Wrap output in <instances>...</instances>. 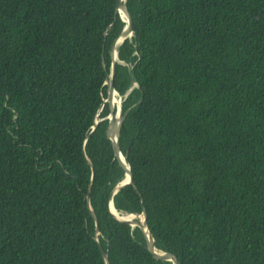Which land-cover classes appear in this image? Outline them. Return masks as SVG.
<instances>
[{
  "label": "trees",
  "instance_id": "16d2710c",
  "mask_svg": "<svg viewBox=\"0 0 264 264\" xmlns=\"http://www.w3.org/2000/svg\"><path fill=\"white\" fill-rule=\"evenodd\" d=\"M117 4L0 0V264H106L101 248L110 264H173L112 199L146 207L180 264H264V0L126 1L114 86L144 202L115 192L125 171L101 111Z\"/></svg>",
  "mask_w": 264,
  "mask_h": 264
},
{
  "label": "water",
  "instance_id": "95a60500",
  "mask_svg": "<svg viewBox=\"0 0 264 264\" xmlns=\"http://www.w3.org/2000/svg\"><path fill=\"white\" fill-rule=\"evenodd\" d=\"M126 1L127 0H118V4H117V11L118 13H120L122 20H124L126 22V27L122 33V35L115 40L113 46H112V50H111V57L113 59V66H112V73H108L107 74V80H106V84L108 86V98H106V100L104 101L103 105H102V109L101 111L104 109L105 104L108 103L109 104V110H110V114L108 116V119L110 121V126L108 129V135L109 138L112 140L113 146H114V150H115V154H116V159L119 162L120 166L124 169L125 171V178L124 180L117 186V188L115 189V192H118L119 190H121L122 188H124L127 185H133L138 193L140 194L143 202H144V196L142 193V190L140 189L138 183L136 182L135 176L132 172L131 166L128 162V160L126 159V157L122 154L121 150H120V139H121V135H122V129H123V122H124V115H123V108H122V102L123 100H121V103L116 105L117 109H114V97L116 96V94H118L120 96V98L122 99L121 94L115 89L114 86V77H115V73H116V62L118 61V50H117V45L122 43L125 39H127L128 37H131L134 33V22H133V18L130 14V12L128 11L127 5H126ZM123 6L126 9V12L128 14V21L125 19L124 15L122 14V12L120 11V7ZM103 66L106 69V56L105 54L103 55ZM132 86H135L134 81H132ZM100 118H97L96 120V124L94 126V129H96L98 123L100 122ZM122 156H124L123 158H125L126 163L129 165L130 169L127 170L120 162V158H122ZM90 165H92L91 161H88ZM93 174H94V170H93ZM130 176V179H129ZM94 178V175H93ZM90 195L88 196V204H89V208L91 211V214L93 215L95 221H96V240L99 241V235H100V223L98 220V217L96 216L91 204H90ZM113 208H115L114 205V201L113 199L110 202V210L111 213L113 214V216L121 221V222H125V223H129L132 226H138V227H142L143 223L146 225V228L148 230V237L149 240L151 242V248L148 247L147 250L149 251L150 255L153 256V250L152 248H154L155 245V239L154 236L152 234L151 228H150V224H149V216H148V211L147 208L144 207L143 208V212L141 215H136L137 216V221H135V216H131L132 219L130 220H121L119 219L113 212ZM116 209V208H115ZM160 250V249H159ZM103 257L105 259V263L106 264H110L109 262V257L108 255L105 253V251L103 250V248H101ZM162 254L168 255L170 258L172 259H168L167 261H171L173 264H180L177 260V258L171 254V253H167L162 251ZM154 257V256H153Z\"/></svg>",
  "mask_w": 264,
  "mask_h": 264
},
{
  "label": "bare ground",
  "instance_id": "6f19581e",
  "mask_svg": "<svg viewBox=\"0 0 264 264\" xmlns=\"http://www.w3.org/2000/svg\"><path fill=\"white\" fill-rule=\"evenodd\" d=\"M120 11H121L122 14L124 15L125 19L128 21V14H127V12H126L125 7L121 6V7H120ZM116 96L119 97L118 94H116ZM118 101H119V100H117V98H116L115 101H114V104H117ZM115 107H116V106L114 105L113 108L115 109ZM124 156H125V155H124ZM124 156H122V158H120V162H121V164H122L127 170H129L130 167H129V165L126 163L125 158H123ZM129 179H130V176H129ZM113 212H114V214H115L119 219H121V220H127V219L130 220V219H132L131 216H128V215H126V214L123 215V214L119 213L115 208H113ZM140 228H141V230L143 231V233L145 234V237H146V240H147V247H150V248H151V242H150L149 237H148V230H147V228H146V225L143 223L142 227H140ZM152 250H153V255L156 256V257H159V258H161V259H163V260H166V261H167V258H168V259H172V258H170L168 255L162 254L161 250L156 249V247L152 248Z\"/></svg>",
  "mask_w": 264,
  "mask_h": 264
},
{
  "label": "rangeland",
  "instance_id": "374dc122",
  "mask_svg": "<svg viewBox=\"0 0 264 264\" xmlns=\"http://www.w3.org/2000/svg\"><path fill=\"white\" fill-rule=\"evenodd\" d=\"M116 98H117V100H119V101L117 102V104H114L115 106L118 105V104H120V103H121V100H122V99L120 98V96H119V97L115 96V97H114V101H115ZM115 109H117V106L115 107ZM135 217H137V216H135Z\"/></svg>",
  "mask_w": 264,
  "mask_h": 264
}]
</instances>
